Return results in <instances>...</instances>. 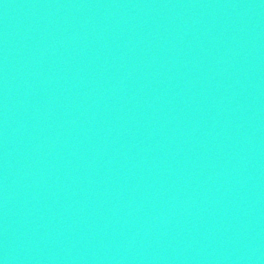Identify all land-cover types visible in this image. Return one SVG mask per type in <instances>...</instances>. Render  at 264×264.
I'll return each instance as SVG.
<instances>
[{"label": "water", "instance_id": "95a60500", "mask_svg": "<svg viewBox=\"0 0 264 264\" xmlns=\"http://www.w3.org/2000/svg\"><path fill=\"white\" fill-rule=\"evenodd\" d=\"M0 264H264V0H0Z\"/></svg>", "mask_w": 264, "mask_h": 264}]
</instances>
